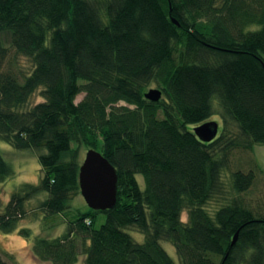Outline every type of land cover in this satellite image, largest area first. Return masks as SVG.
<instances>
[{
	"label": "trees",
	"instance_id": "obj_1",
	"mask_svg": "<svg viewBox=\"0 0 264 264\" xmlns=\"http://www.w3.org/2000/svg\"><path fill=\"white\" fill-rule=\"evenodd\" d=\"M5 32L32 60L31 73L7 66ZM153 83L158 102L145 97ZM39 90L42 100L26 109ZM215 100L240 136L223 125L211 142L197 137L193 128L216 114ZM0 138L40 150L42 168L39 183L20 185L0 211L5 233L41 194L46 215L72 208L81 149L100 151L117 170L116 206L78 208L65 232L33 236L41 261L264 264V203L243 195L254 170L230 171L235 195L206 208L223 190L231 154L264 145V0H0ZM13 174L0 148V183ZM98 213L106 220L95 228ZM4 256L0 264H10Z\"/></svg>",
	"mask_w": 264,
	"mask_h": 264
},
{
	"label": "rangeland",
	"instance_id": "obj_2",
	"mask_svg": "<svg viewBox=\"0 0 264 264\" xmlns=\"http://www.w3.org/2000/svg\"><path fill=\"white\" fill-rule=\"evenodd\" d=\"M257 26L251 27L255 29ZM5 46L9 50L7 66L12 68L20 77L31 73L34 69L32 60L23 55L17 54L10 43V34L5 32L1 34ZM159 88L155 83L148 88ZM84 97V94L77 96L76 102H79ZM40 90L34 94L25 108H30L36 103L40 102ZM215 115L210 120L220 122V126L225 125V131L228 136H240V129L230 117L223 118L224 110L217 100L214 101ZM208 120V121H210ZM226 122V124H225ZM0 148L4 154L5 159L12 165L14 174L6 181L0 183V211L9 202L12 193L22 184H38L42 175L41 165L39 162L38 149L19 150L11 146L9 143L0 138ZM87 148L81 149L82 159L85 156ZM231 168L223 173V190L216 195L207 205L206 208L214 212L221 204L230 200L234 195L231 186L230 171L237 168L244 171L254 170L255 180L252 186L243 194L252 203H264V145H254L252 150H235L230 156ZM138 180L143 185V177L139 174ZM46 197V194H41L39 197L32 198L28 201L26 207L28 213L19 221L16 230L5 233L0 231V251L4 253V258L10 264H51L49 262L41 261L32 251V239L35 235H58L65 232L70 222L77 216V209L85 211L88 209L83 196L79 194L75 197L71 209L56 215H46L40 208L39 203ZM182 219L187 221V212H183ZM106 220L104 213H98L95 220L94 227L99 228ZM20 229L30 230L32 236L24 237L20 233ZM137 242L144 241V235L139 231H129ZM162 245L167 252L178 262L175 247L167 241H163ZM85 256H80L78 264L84 263Z\"/></svg>",
	"mask_w": 264,
	"mask_h": 264
},
{
	"label": "water",
	"instance_id": "obj_3",
	"mask_svg": "<svg viewBox=\"0 0 264 264\" xmlns=\"http://www.w3.org/2000/svg\"><path fill=\"white\" fill-rule=\"evenodd\" d=\"M179 26V22L173 18ZM145 97L153 102L162 98V90L149 89ZM220 124L216 120L206 121L193 128L197 137L203 142H211L219 133ZM79 187L89 208L97 211L113 209L117 204L118 174L115 166L98 150L88 149L79 169ZM235 234L233 243L237 240Z\"/></svg>",
	"mask_w": 264,
	"mask_h": 264
}]
</instances>
